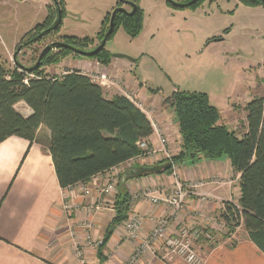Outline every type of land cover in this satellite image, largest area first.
Returning <instances> with one entry per match:
<instances>
[{"label": "crops", "instance_id": "0c3cea01", "mask_svg": "<svg viewBox=\"0 0 264 264\" xmlns=\"http://www.w3.org/2000/svg\"><path fill=\"white\" fill-rule=\"evenodd\" d=\"M66 2L70 6V2ZM113 2L106 6L111 7ZM128 60L124 56H112L106 65L97 60L78 59L84 69L82 72L87 75L89 70H94L122 79L125 88L142 103L148 118L166 131L173 155L179 154L181 134L173 108L163 105L164 98H159L155 91L127 72ZM102 88L108 98L119 93L113 87ZM175 89L178 88L173 91ZM15 108L24 116L33 113L24 101L17 103ZM219 109V123L237 132L238 123L232 111ZM245 125L246 131L247 122ZM51 140V131L43 125L33 140L13 135L0 143V264H126L162 218L169 219L165 229L167 235L177 233L184 225L206 229L212 234V238L204 237L197 243L204 256L203 264H264V253L249 239L243 226L237 227L229 237H223L227 225L221 214L228 202L238 204L241 196L240 173L228 156L185 159L175 163L171 172L125 179L126 171L117 168L115 171L121 179L114 193L107 195L102 194L101 189L111 169L73 187L63 188L55 171ZM149 144L159 147L155 133L149 137ZM158 162L159 156H151L135 167L153 166ZM177 180L183 184L197 181L201 186L190 189L184 207L176 216H172L167 203L154 204L138 197L143 190L169 197ZM82 185H86L90 193L85 194ZM199 192L213 196L203 199ZM64 193L66 202L72 206L70 210L64 208ZM126 197L127 217L112 227L116 207ZM135 214L141 215L143 222L138 238L128 239L126 224ZM107 233L110 236L105 245L96 246L95 242L105 240ZM135 264L187 263L177 256L166 257L164 241L156 239Z\"/></svg>", "mask_w": 264, "mask_h": 264}, {"label": "trees", "instance_id": "16d2710c", "mask_svg": "<svg viewBox=\"0 0 264 264\" xmlns=\"http://www.w3.org/2000/svg\"><path fill=\"white\" fill-rule=\"evenodd\" d=\"M133 1L136 4L133 14L123 11L116 13L114 30L108 40L118 27H123L132 36L141 31L144 10L140 0ZM176 1L186 7L190 6L188 4L192 0ZM246 1L264 6V0ZM199 2L201 0H196L191 5ZM123 3V0H118L116 6H123ZM167 3L174 7H184L169 0ZM64 4V0H57L62 17L65 15ZM57 14V6L50 7L44 23L37 25L34 32H28L25 35L27 40L21 42L17 49L53 36L62 21L55 29L31 41L56 22ZM111 15L112 12L108 13L101 23V30L97 34L100 42L109 30ZM59 41L87 51L94 43L88 36H63ZM58 49L62 51L60 55H53L52 49H49L39 67L32 70L30 68L35 65L42 51L29 66L22 64L18 55L14 58L23 71L34 74L27 77V83L23 73L10 71L0 62V143L13 135L33 140L41 126L49 128L55 171L60 185L67 188L85 182L139 154L141 150L138 142L148 139L154 133V128L146 113L128 97L117 93L108 98L102 86L82 71L70 70L60 76L47 73L44 70L46 65L56 63L71 53L80 55L69 47ZM112 56L104 48L102 52L87 57L107 65ZM21 101L31 107L32 114L24 116L15 108ZM164 103L173 108L181 134L182 150L173 156V162L202 156H228L234 169L240 173L241 196L238 204L228 202L221 214L227 224V232L223 237H229L237 227L243 226L249 239L264 253V97H255L245 106L247 128L242 135L226 124L219 123L221 112L210 103L205 93L175 89ZM166 162V159H162L158 163ZM172 167L165 172H171ZM119 203L112 227L127 217V197ZM109 236L110 233H107L101 247ZM203 240L202 236L198 241Z\"/></svg>", "mask_w": 264, "mask_h": 264}, {"label": "rangeland", "instance_id": "374dc122", "mask_svg": "<svg viewBox=\"0 0 264 264\" xmlns=\"http://www.w3.org/2000/svg\"><path fill=\"white\" fill-rule=\"evenodd\" d=\"M64 1L59 30L19 52L22 64H33L46 44L63 36H88L94 40L91 49L97 47L101 23L118 4V0H68L69 6ZM111 1L112 6H106ZM167 1L140 0L144 10L141 31L132 36L118 27L106 49L112 55L127 56V72L159 98L166 99L174 88L207 94L213 106L232 111L237 133L242 135L245 106L255 97H264V6L246 0H201L194 6L174 7ZM52 6V0H0V62L10 71L34 76L17 66L14 54L27 40L25 35L44 23ZM61 53L52 49L53 55ZM78 59L97 60L71 53L44 70L53 76L83 71Z\"/></svg>", "mask_w": 264, "mask_h": 264}, {"label": "built area", "instance_id": "2783aa9c", "mask_svg": "<svg viewBox=\"0 0 264 264\" xmlns=\"http://www.w3.org/2000/svg\"><path fill=\"white\" fill-rule=\"evenodd\" d=\"M92 81L102 85V86H108L113 87L114 89L118 90L120 94L125 95L128 97L131 101H133L142 111V103L137 100V97L134 93L129 91L125 88L123 85L122 79L120 78H113L108 74L101 73V72H93L88 74ZM27 83V78L24 80ZM154 133L158 139L159 147L154 148L151 147L149 144V138L144 139L138 142V146L141 150V152L126 161L120 163L119 165H116L111 168V173L109 177L107 178L106 184L102 187L101 193L112 195L117 187V184L119 183L120 179L118 173L115 171L117 168H121L122 172L127 171L128 169H131L135 166H138L139 164H142V162L145 161L146 158L151 156H159L160 161L162 159H166L167 162H170L172 166H175V163L173 162V153L168 146L169 143V136L166 133L165 130H163L162 127L158 126L157 123L152 121ZM96 175V177H98ZM217 183V182H216ZM221 184V181L218 182ZM74 185H71L69 187H73ZM201 186V183L196 182H189L188 184H183L179 180L176 182V186L173 189L172 194L169 197H164L160 194L151 192L150 190H143L138 194V197L145 201H150L154 204H158L160 202L167 203L171 209H172V216H176L181 209L184 207L187 197L190 193V189H195ZM68 188V187H67ZM83 191L85 194L90 193V189L86 185H82ZM199 194L202 196L203 199H207L212 197L213 195L210 193H201ZM64 208L66 210H70L72 206L66 202L67 195L64 193ZM99 208V207H97ZM142 216L139 214H135L132 219H130L126 224V237L128 239H136L138 238V231L139 228L142 225ZM226 224L225 221H223ZM169 224L168 218H162L159 220L158 225L153 230L151 236L145 240H143L140 244V246L134 251V253L131 255V257L127 260L126 264H135L138 257L141 253H143L145 250H148L152 244V242L156 239H162L164 241V245L166 248V257H173L177 256L181 258L183 261H185L187 264H203L204 257L200 253L199 248L197 247V243L200 237H208L212 238V234L208 231H205L202 228L199 227H189L188 225H184L177 233L172 235H167L165 233V229ZM96 246H102L103 240H98L95 242Z\"/></svg>", "mask_w": 264, "mask_h": 264}, {"label": "water", "instance_id": "95a60500", "mask_svg": "<svg viewBox=\"0 0 264 264\" xmlns=\"http://www.w3.org/2000/svg\"><path fill=\"white\" fill-rule=\"evenodd\" d=\"M55 5L57 6L58 8V14H57V19H56V22L48 29H46L45 31H43L41 34H39L37 37L33 38L31 41H35L37 40L38 38H40L43 34L47 33V32H50L51 30L55 29L62 21V13H61V9L59 8V6L57 5V0H53ZM129 4H131L132 6H134V9H133V12H128L129 14H132L134 13L135 9H136V4L130 0H123ZM171 3L173 4H177V5H180V6H185V4H181L179 2H177L176 0H169ZM196 0H192L188 5H191L192 3H194ZM118 11H126V9L124 7H119V8H116L114 9L113 13H112V16H111V20H110V27H109V30L107 31L104 39L102 40V42L93 50H80V49H76V48H73L72 46L64 43V42H60V41H55V42H51L50 44H48L41 52L39 58H38V61L35 63V65L33 67H31L30 69H35L37 67H39L40 63H41V60L44 56V54L49 50V49H53V48H58V47H69V48H72L74 52L80 54V55H83V56H92L96 53H99V52H102L103 49L106 47V44H107V40H108V36L113 32L114 30V19H115V15ZM23 47L20 46L16 53L14 54V58H16L17 54L20 52V50L22 49ZM115 56H124V57H127L123 54H114ZM172 167V164L170 162H166V163H158V164H155L153 166H139V167H134V168H131L129 169L128 171L125 172L124 176H123V179L127 178V177H139V176H142V175H145V174H149V173H158V172H161V171H166L168 169H170Z\"/></svg>", "mask_w": 264, "mask_h": 264}, {"label": "flooded vegetation", "instance_id": "af4514ba", "mask_svg": "<svg viewBox=\"0 0 264 264\" xmlns=\"http://www.w3.org/2000/svg\"><path fill=\"white\" fill-rule=\"evenodd\" d=\"M131 1V0H130ZM52 2L54 3V1L52 0ZM124 3H123V6H116L114 9H116V8H119V7H124L125 9H126V11H123V12H125V13H127V14H129L128 12H133V9H134V6H132L131 4H129V3H127V2H125V1H123ZM132 2H134L133 0H132ZM135 3V2H134ZM55 4V3H54ZM126 6V7H125ZM129 6V9L127 8ZM141 6V5H140ZM114 9H113V11H114ZM113 11H112V13H113ZM133 14V13H132ZM112 16V15H111ZM62 20H63V17H62ZM111 20V19H110ZM107 42H108V40H107ZM101 43V42H100ZM34 45V44H33ZM33 45H30V44H28V45H26V46H24L21 50H20V53H21V51H23V49L24 48H30L31 46H33ZM48 44H46V46H47ZM45 46V47H46ZM44 47V48H45ZM43 48V49H44ZM106 48V47H105ZM17 49V48H16ZM19 53V54H20ZM19 54H17L18 56H19ZM113 56H115L114 54H113ZM38 61V60H37Z\"/></svg>", "mask_w": 264, "mask_h": 264}]
</instances>
